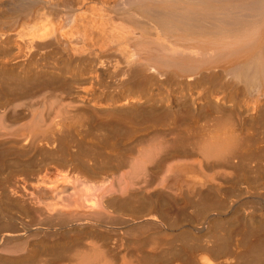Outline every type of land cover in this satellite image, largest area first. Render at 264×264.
I'll return each mask as SVG.
<instances>
[{"label": "bare ground", "instance_id": "bare-ground-1", "mask_svg": "<svg viewBox=\"0 0 264 264\" xmlns=\"http://www.w3.org/2000/svg\"><path fill=\"white\" fill-rule=\"evenodd\" d=\"M262 130L264 0H0V264H264Z\"/></svg>", "mask_w": 264, "mask_h": 264}, {"label": "rangeland", "instance_id": "rangeland-1", "mask_svg": "<svg viewBox=\"0 0 264 264\" xmlns=\"http://www.w3.org/2000/svg\"><path fill=\"white\" fill-rule=\"evenodd\" d=\"M161 125H162V124H161ZM156 130H157V131H156ZM158 131H159L161 134H160ZM165 131H166V128H165L164 126H159V127L157 126V127L153 128V129H147V128H144V129H142V130H141L140 132H138V133H135V132H134L135 134H134V133H131V134H133V135L131 136V138H130V135H131L130 133H129L128 135L126 134L127 137L129 136V137H128L129 139L126 138V136H125V139L123 140V142H124V141H129V142L135 141V143L132 142V143L135 145V144H137V142H140V141H141V142L144 143V144H142V145L144 146V145L147 144V143L149 144V142H150V143L155 142L154 139H159V140H160L161 135H164L165 137H162V138H163L162 140H165V141L168 143L169 140H172L171 138H172L173 136H171L170 133H169V134H170V135H169V134L167 133V131H166V132H165ZM262 131H264V130H262ZM156 132H158V133H156ZM154 133H156V134H154ZM261 133H262V132H261ZM261 133H260L259 135H260L261 137H262V135L264 136V134L262 133V135H261ZM158 134H159V136H158ZM166 134H167V135H166ZM146 135H147V136H146ZM151 135H152L154 138H153ZM155 135H156V136H155ZM259 135H258L257 137H260ZM167 136H168V137H167ZM145 137H146V139H147L146 141H145ZM147 137L150 139V141H149V139H148ZM158 137H159V138H158ZM257 137H256V138H257ZM261 137H260V138H257V140H256L255 142H258V140L260 141V139H262V140L264 141V137H262V138H261ZM136 138H137V139H136ZM141 138H142V139H141ZM143 138H144V139H143ZM138 139H139V140H138ZM136 140H137V142H136ZM153 140H154V141H153ZM147 141H148V142H147ZM151 141H152V142H151ZM157 141H158V140H157ZM258 143H259V142H258ZM139 144H141V143H139ZM170 144H172V143L170 142ZM149 145H150V144H149ZM146 147H147V145H146ZM122 149H123V147L120 146L118 150L120 151V150H122ZM260 155H261V156L259 157L260 159H261L262 157L264 158V154H263V153L260 154ZM262 155H263V156H262ZM261 160H262V159H261ZM259 161H260V160H258V162H259ZM263 161H264V160H263ZM263 161L260 162L262 166H263V164H264ZM262 163H263V164H262ZM256 174H257V173H256ZM253 175H254V177L257 176V175L255 176V173H254ZM252 177H253V176H252ZM263 177H264V176H263ZM256 178H257V177H256ZM256 178H253V180H256ZM251 179H252V178H251ZM257 179H258V178H257ZM258 180H259V179H258ZM258 180H257V182H258V183H259V182H262L261 185H263V187H264V183H263V180H264V179L262 178V181H258ZM254 182H255V181H254ZM147 189L150 190V187H147ZM261 192L263 193L264 190H262ZM232 195H234L236 198H237V197H238V198H242V197H243V196H242V193L240 192V190H237V189H235V190L232 192ZM234 196H233V197H234ZM240 196H241V197H240ZM34 215H35V214H34ZM185 216H187V215H185ZM184 219H185V218H184ZM184 221H188V218L185 219ZM239 239H240V238L235 237V236H234V239H233V237H232V240L235 241V242H233V243H234L233 246H234V245H236V246L238 245V244H237V243H238L237 240H239ZM89 241H93V239H91V240L89 239ZM231 242H232V241H231ZM230 245H231V244H230Z\"/></svg>", "mask_w": 264, "mask_h": 264}]
</instances>
